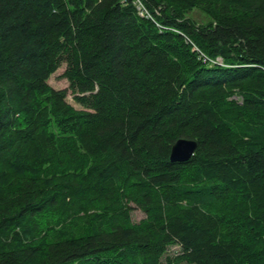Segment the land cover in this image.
<instances>
[{
    "label": "trees",
    "instance_id": "trees-1",
    "mask_svg": "<svg viewBox=\"0 0 264 264\" xmlns=\"http://www.w3.org/2000/svg\"><path fill=\"white\" fill-rule=\"evenodd\" d=\"M143 2L0 0V264H264V0Z\"/></svg>",
    "mask_w": 264,
    "mask_h": 264
},
{
    "label": "rangeland",
    "instance_id": "rangeland-1",
    "mask_svg": "<svg viewBox=\"0 0 264 264\" xmlns=\"http://www.w3.org/2000/svg\"><path fill=\"white\" fill-rule=\"evenodd\" d=\"M197 12H195L194 14H196ZM197 16H199V14H197ZM66 69V63L63 62L61 64V66L58 68V70L52 74V76L49 79V83L57 88V89H61V88H67L69 86V80L63 76V73ZM68 101L70 103H72L73 105H75L78 108H82L83 106L78 103L74 98L72 94H69L67 97ZM131 215H132V219L134 221H139L140 219H142L145 216V212H143L141 209H139L138 207H134L131 211ZM181 251L180 246L178 245H172L169 246L168 251H167V255L170 256H175L176 254H178ZM163 260H165V257H163ZM175 264H194V263H188L186 261H182V262H177Z\"/></svg>",
    "mask_w": 264,
    "mask_h": 264
},
{
    "label": "water",
    "instance_id": "water-1",
    "mask_svg": "<svg viewBox=\"0 0 264 264\" xmlns=\"http://www.w3.org/2000/svg\"><path fill=\"white\" fill-rule=\"evenodd\" d=\"M196 139L188 137H180L172 144L170 152V160L172 162H185L189 160L197 148Z\"/></svg>",
    "mask_w": 264,
    "mask_h": 264
},
{
    "label": "built area",
    "instance_id": "built-area-1",
    "mask_svg": "<svg viewBox=\"0 0 264 264\" xmlns=\"http://www.w3.org/2000/svg\"><path fill=\"white\" fill-rule=\"evenodd\" d=\"M134 4L137 7L138 12H141L142 14H144L145 12H149V9L146 7L145 3L143 2V0H133ZM145 16V15H144ZM158 26H162L161 24H159L158 22H156ZM218 60L220 62H222L221 58H218ZM239 99V98H238ZM241 101V98H240Z\"/></svg>",
    "mask_w": 264,
    "mask_h": 264
},
{
    "label": "bare ground",
    "instance_id": "bare-ground-1",
    "mask_svg": "<svg viewBox=\"0 0 264 264\" xmlns=\"http://www.w3.org/2000/svg\"><path fill=\"white\" fill-rule=\"evenodd\" d=\"M137 8V7H136ZM141 16H148V17H152V15L150 14V11L145 12L144 14H142L141 12H138Z\"/></svg>",
    "mask_w": 264,
    "mask_h": 264
}]
</instances>
